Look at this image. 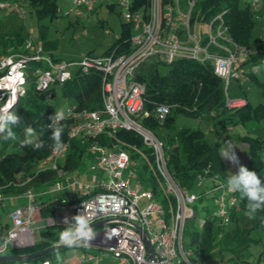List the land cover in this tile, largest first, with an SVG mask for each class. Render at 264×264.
I'll return each instance as SVG.
<instances>
[{
    "label": "built area",
    "instance_id": "obj_1",
    "mask_svg": "<svg viewBox=\"0 0 264 264\" xmlns=\"http://www.w3.org/2000/svg\"><path fill=\"white\" fill-rule=\"evenodd\" d=\"M243 1L254 13L261 2ZM73 3L74 8L70 13L78 17L82 16V8L90 12L96 4L120 6L125 22L131 26L130 38L106 54H89L77 63L56 60L52 54L42 49L41 43L35 50H31L30 44L25 42L22 52L0 57V102H5L4 108L12 107L25 94L31 79L41 92L57 83L63 85L72 77L68 71L70 66H77L83 72L97 73L100 80L101 109L90 111L81 109L74 103L64 111L67 119L72 122L68 131L69 139L94 140L101 135L113 138L121 130L136 134L144 147L151 151L152 162L141 150L130 146L128 149L134 151L144 162L142 167H145L155 183L156 192L139 193V186L134 190L130 188L131 179H138L141 174H135L137 165L123 148L124 143L117 142L108 148L95 141L89 147L95 159L90 169L105 172V180L89 185L81 183L78 176L60 170L57 163L67 152V143H64V150L60 153L52 151L46 162L48 168L57 171L56 183L49 191L38 195H66L62 203H71L56 213H62L59 224L63 226L64 217L71 218L84 211L83 205L92 215V225L107 221L105 225L95 229L97 236L91 245L83 248L93 249L102 253V256L110 257L114 264H192L189 261L192 251L184 249L182 238L188 222L196 219L192 205L203 196L197 197L177 183L167 165L165 143L142 126L140 117L141 114L145 115V87L135 79V73L152 58L167 64L177 60L210 63L214 74L224 82L226 108L236 110L245 104V100L229 98L227 83L231 78L239 79L244 76L245 71L241 67L251 51L228 37V28L223 20L224 12L212 19L203 33L200 26L195 27L198 24L196 20L191 24L195 0H187L185 10L182 9L180 0H147L145 9L139 7L136 11L133 10V0H73ZM6 7L10 5L0 4V8ZM14 10L18 12L17 7ZM18 14L24 17V12ZM171 109L169 105L156 107L155 116L160 124ZM125 172H128L126 179L123 176ZM196 177L213 179L214 188L207 194L213 193L214 203L219 207L214 217L222 224H228L230 219L225 208L237 205V192L227 190L226 180L221 181L208 174ZM140 180L145 182L142 178ZM38 195L32 189L24 191L22 196L28 200L27 204L10 213L13 229L7 232L0 244V255L9 245L14 248L30 246L23 238L31 237L34 229L55 225L53 218H50L45 221L44 227L35 226L38 212L35 199ZM142 200H146V204L140 207ZM4 201V196L0 194V204ZM199 222L202 228L206 219H200ZM144 238L152 249L155 261H147ZM74 257L79 264H97L99 261V257L90 252ZM66 263L65 260L64 264Z\"/></svg>",
    "mask_w": 264,
    "mask_h": 264
},
{
    "label": "trees",
    "instance_id": "obj_2",
    "mask_svg": "<svg viewBox=\"0 0 264 264\" xmlns=\"http://www.w3.org/2000/svg\"><path fill=\"white\" fill-rule=\"evenodd\" d=\"M186 1L180 0L183 10L186 9ZM243 2L244 6L242 7L240 0H195L191 23L193 24L195 17H197L203 33L212 19L224 12L223 20L228 28L230 38L251 51L243 65L249 71L246 75L253 80L255 79V71L252 68L259 64L261 59L264 60V39L251 38L253 16L257 11L251 12L249 5L245 1ZM16 3L19 6L25 5L40 19L53 17L57 12L56 0H13L14 7H18ZM133 4L134 11L139 7L144 10L147 0H133ZM109 8L112 9L111 5ZM130 31V24L124 22L115 43L103 54L129 39L132 34ZM23 43L24 41L17 36H14L13 39H6L5 36H1L0 57L10 53V51L22 52ZM41 44L42 49L46 52L54 48V43L51 41H42ZM135 79L145 85L143 113H146V116L141 114L140 122L145 129L150 130L157 137L158 133H166L174 129V137L165 143L167 165L177 183L188 190L192 188L194 179L199 174L217 176L223 180H226L229 174L225 171L226 167L222 164L219 155L221 142H210L199 128H174L177 114L199 121L206 118L210 119L219 130H226V127H230V131H233L235 127L245 126L251 121L264 122V104L250 107L249 103L245 102L243 107L236 110L226 108L224 82L214 74L210 63L202 64L191 60H177L167 64L152 58L138 68ZM51 88L42 92L38 91L34 80L31 79L25 94L8 111L21 116L24 124L14 129L17 140L4 141L0 138V194L4 198L23 194L28 189H32L37 195L45 193L57 181L56 170L45 167V165L40 164V168L37 167L39 165H36L51 152L49 147L52 143L49 139L51 129L48 128L43 132L40 130L41 126L51 123L50 117L54 114L49 107L43 104L47 96H53V93L49 92ZM99 88L100 80L97 73L77 70L70 80L60 86L59 90L62 95L74 98L79 108L97 111L101 109ZM262 95H264V85H262ZM159 105L172 107L170 114L166 116L162 124L155 116L156 107ZM61 123L64 126L62 139L64 143H67V152L65 157L57 163V166L70 175L79 172L86 159L91 161V164L95 163L94 155L89 151L90 145L95 141L108 148L113 147L117 142H122L125 144L123 148L129 152L131 160L137 158L138 155L128 149L129 146L141 150L143 154L146 153L149 161L152 162L151 151L146 149L141 139L132 132L121 130L113 138L101 135L94 140L69 139L68 131L72 122L66 119ZM25 126L37 130L40 138L45 141L44 148L34 150L31 146H20L19 140L25 137ZM2 136L3 133H0V137ZM235 136L247 147L248 160L245 167L250 171H255L260 176V170L264 166L260 156V153L264 151V140L256 137ZM143 165H145L144 162ZM143 170L146 171L145 167ZM19 175L20 181L17 180ZM147 178L151 182L152 191L156 192V185L149 174ZM236 194L238 203L235 207L229 208L230 221L228 224H222L217 219L204 218L207 220L201 231L192 233L191 243L195 246L189 257L192 264H208L207 260L213 251L231 253L232 256L224 262L221 260L222 264H250L242 260L240 252L242 247H245L250 241L248 232L256 228L259 222L264 223V216H256L255 220H251L247 216H240L239 211H246L247 200L241 199L238 192ZM65 198L66 195L63 193L53 196L38 195L35 199L38 204V212L35 218L38 216L42 219L55 217L54 215L60 208L71 203H62V199ZM63 228L62 226H55L52 229L48 227L47 230H41L40 240L36 244L22 248H14L9 245L1 256H22L45 250L58 242V234ZM4 236L3 233H0V244L4 241ZM65 248L60 247L59 251ZM54 251L29 261H22L27 263L49 260L50 256H54Z\"/></svg>",
    "mask_w": 264,
    "mask_h": 264
},
{
    "label": "rangeland",
    "instance_id": "obj_3",
    "mask_svg": "<svg viewBox=\"0 0 264 264\" xmlns=\"http://www.w3.org/2000/svg\"><path fill=\"white\" fill-rule=\"evenodd\" d=\"M8 3L10 7L0 8V37L5 36L6 39H13L14 36L21 38L24 43L28 42L30 44L31 50H35V47L42 43V41H51L54 43V48L49 50L50 54L53 57L60 58L63 62L66 63H77L83 60L88 54L99 56L102 55L106 50H108L115 43L116 38L121 32V25L124 24L125 20L122 16L123 9L118 5H111L112 9L109 8L110 5L107 4H96L94 9L90 12H86L85 9H81L82 16H76L71 14L70 10L74 8L73 0H56L57 3V12L53 17L48 18H38L34 15L29 8L25 5H16L18 6V12H24V17H21L17 11L14 10L13 0H0V4ZM240 6H244L243 0H240ZM259 10L253 16V27L250 32L252 39H264V0H261ZM195 20L198 22V18L195 17ZM192 24V23H191ZM198 28L199 24H195ZM228 37L230 38L229 34ZM23 43V44H24ZM10 53H14L11 52ZM9 53L5 54L8 55ZM2 55V56H5ZM257 65H264V60H260V63ZM255 65V66H257ZM254 66V67H255ZM244 69L245 74L239 79L231 78L227 83V94L229 98L232 99H243L245 102L249 103L250 107H255L258 104H264V95H262V85H264V67H261L259 71H255V79H251L246 75L249 73L247 67L243 65L241 67ZM78 70L77 66H70L68 71L71 73V76L75 75ZM138 70V69H137ZM253 70V68H252ZM145 86V85H144ZM60 84H56L50 89L49 92L53 93L52 97L47 96L43 104L51 109L55 113L56 109H62L66 111L72 104L75 103L74 98H69L62 95L59 90ZM5 102H0V110H3V105ZM245 105V104H244ZM243 105V106H244ZM241 106V107H243ZM240 107V108H241ZM11 109V106L8 109H4L5 114ZM146 116V113L145 115ZM190 128V129H200L207 140L210 142H221V147H224V142L229 141L234 145V151L239 158L240 165L246 166L248 157L246 156L247 148L246 145L241 142V140L236 139L235 135L240 137H251L259 138L264 140V122H255L251 121L245 126H237L233 131H230V127H226V130H219L215 127L214 122L210 119H204L202 121L184 116L182 114H177L175 116V127L174 128ZM174 129L169 131L158 133V137L164 143L169 142L174 137ZM245 145V146H243ZM52 152V150H51ZM48 154L45 158L39 161L37 167L45 165L47 159L50 158ZM133 153H135L133 151ZM262 162H264V151L260 153ZM243 160V163L240 161ZM137 169H135V174H141V177L138 179H131L130 188L134 190L136 186H139V193L146 191H152L151 182L148 181V174L143 170V162L140 157H137L133 160ZM91 161H84L83 166L80 168L79 172L73 173V175L78 176L81 183H86L93 185L97 181L105 180V172L101 170H91ZM225 171L229 174H236L238 172L239 165H234L230 161L223 162ZM41 164V165H40ZM36 167V169H37ZM124 178H128V172L124 173ZM140 176V175H139ZM261 180L264 181V166L260 170ZM216 179L217 176H213ZM144 179V181L140 180ZM20 175L17 180L20 181ZM221 181H225L220 179ZM215 182L211 177L208 178H199L195 177L193 186L189 190L191 194L195 196H203L199 201H196L193 204L195 210L196 219L195 221H190L185 227L183 245L184 249L187 251H194L195 246L191 243L192 233L195 231L200 232V219H216L214 216L218 213L219 207L214 203V195L212 192L208 193L211 189L214 188ZM73 191V190H72ZM238 203V200H237ZM146 200L140 202V207L145 206ZM20 202L17 203L16 200L8 197L4 204L0 206V232L4 233L6 231L5 225L9 224L8 211L11 208L18 207ZM226 212L229 213V208H225ZM238 210V209H237ZM239 215L247 216L246 211H239ZM54 227L63 228L62 224H59V216H62V213L54 215ZM256 216H264V212L257 213ZM36 220L42 219L41 217H36ZM207 220V219H206ZM45 223V222H44ZM50 226V228H54ZM65 227V226H64ZM48 228V227H47ZM45 227L43 230H47ZM40 233L35 229L33 230L32 237L34 240L38 241L40 239ZM6 238V235H5ZM248 238L250 241L245 247H242L240 252L242 260L250 264H264V223L259 222L257 227L248 232ZM73 248H65L62 251H59L63 257L69 259L73 255ZM79 249H77L78 253ZM95 256L99 257L100 264H105L106 261L101 257L102 253L98 251L91 250L89 251ZM231 253L226 251H213L209 255L207 260L208 264H222L227 258L231 257ZM53 262L55 257L52 255L49 257ZM5 264H40V261L37 262H27L23 261L17 262H8Z\"/></svg>",
    "mask_w": 264,
    "mask_h": 264
},
{
    "label": "clouds",
    "instance_id": "obj_4",
    "mask_svg": "<svg viewBox=\"0 0 264 264\" xmlns=\"http://www.w3.org/2000/svg\"><path fill=\"white\" fill-rule=\"evenodd\" d=\"M264 65H257L253 71H259ZM68 117L62 109H56L55 113L50 117L51 123L41 126V132L51 129L49 139L52 141L49 147L52 151L60 153L64 150L63 142L64 126L61 123ZM24 124L23 118L14 112L7 114L0 112V137L4 141L17 140L15 128ZM25 137L19 140L21 147L31 146L34 150H40L45 147V141L40 138L37 130L32 127H24ZM234 145L229 141L224 142V147L220 149L219 155L226 158L234 165H239L236 174L229 173L226 178V188L229 192H238L241 199H246V215L249 219L255 220L257 213L264 212V181L255 171H250L243 165H240L239 158L236 155ZM84 211L75 214L71 218L64 217L63 223L65 227L58 234V242L53 246L55 264H64L63 257L59 252V248H75L87 247L96 238L97 232L92 227V215L83 205ZM71 219V222H70ZM43 264H52V261L45 260Z\"/></svg>",
    "mask_w": 264,
    "mask_h": 264
},
{
    "label": "crops",
    "instance_id": "obj_5",
    "mask_svg": "<svg viewBox=\"0 0 264 264\" xmlns=\"http://www.w3.org/2000/svg\"><path fill=\"white\" fill-rule=\"evenodd\" d=\"M260 8V7H259ZM259 10V9H258ZM50 53V52H49ZM54 58H56V57H54ZM56 60H60V58H57ZM243 146H245V145H243ZM247 148V147H246ZM246 156H247V154H246ZM221 159H222V164L224 165V163L223 162H229L226 158H224V157H221ZM241 163H243V160H241L240 161ZM225 167V166H224ZM23 194H20V195H16V196H11V198L12 199H14V200H16L17 201V203L18 202H20V205H18V207H24L26 204H27V202H28V200L25 198V197H23L22 196ZM9 196H7V197H5V200L8 198ZM5 202V201H4ZM4 202L2 203V204H0V206H2L3 204H4ZM15 208H17V207H14V208H11L9 211H8V217H9V224H6L5 225V229H6V231L3 233L4 235H7V232H9L10 230H12L13 229V224H12V221H11V219H10V213L15 209ZM47 219H50V218H47ZM47 219H40V220H36L35 219V223H36V227H44V222L47 220ZM44 228H40L39 230H36L37 232H39L40 230H43ZM0 233H2V232H0ZM5 237V236H4ZM23 240H25L27 243H29L30 244V246L31 245H33L34 243L36 244V242H38V241H36V240H34L33 239V237L31 236H27V237H24L23 238ZM74 249V251H73V255H72V257L71 258H69V259H67V258H65L63 261H67V263L66 264H79V262H78V260L74 257L75 255L78 257V256H81L82 254H86V253H88L89 251H90V249H84L83 247H75V248H73ZM77 249H79V251H78V253H77ZM1 256V255H0ZM104 259L105 261H106V263L105 264H114V261L110 258V257H107V256H103V257H101V259ZM50 260V259H49ZM50 261H52V260H50ZM101 263V260L100 261H98V263L97 264H100ZM40 264H41V262H40ZM52 264H55V261L53 262L52 261ZM85 264H94L93 262H87V263H85Z\"/></svg>",
    "mask_w": 264,
    "mask_h": 264
},
{
    "label": "water",
    "instance_id": "obj_6",
    "mask_svg": "<svg viewBox=\"0 0 264 264\" xmlns=\"http://www.w3.org/2000/svg\"><path fill=\"white\" fill-rule=\"evenodd\" d=\"M106 222L107 221L98 222L96 224H93L92 227L94 229H96V228H98V227H100L102 225H105ZM144 240H145V245H146L147 254H148L147 261L148 262L155 261L154 255L152 254L153 253L152 249H151L148 241L145 238H144ZM53 246H51V247H49V248H47L45 250H42V251H39V252H36V253H32V254H28V255H22V256H0V264H5V263H8V262H17V261H21L22 262V260L23 261H29V260L35 259L37 257L45 256V255H47V254H49V253H51V252H53L55 250Z\"/></svg>",
    "mask_w": 264,
    "mask_h": 264
},
{
    "label": "bare ground",
    "instance_id": "obj_7",
    "mask_svg": "<svg viewBox=\"0 0 264 264\" xmlns=\"http://www.w3.org/2000/svg\"><path fill=\"white\" fill-rule=\"evenodd\" d=\"M4 109H8V107L7 108H4L3 107V110H0V112H3L4 113V111H7V110H4Z\"/></svg>",
    "mask_w": 264,
    "mask_h": 264
}]
</instances>
